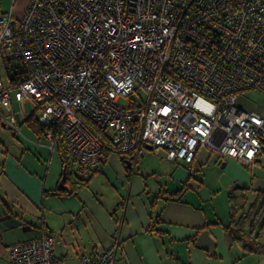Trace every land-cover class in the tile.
I'll use <instances>...</instances> for the list:
<instances>
[{"label":"built area","instance_id":"obj_1","mask_svg":"<svg viewBox=\"0 0 264 264\" xmlns=\"http://www.w3.org/2000/svg\"><path fill=\"white\" fill-rule=\"evenodd\" d=\"M0 58V120L19 133L13 102L22 117L30 102L78 176L101 168L106 146L152 145L189 170L201 147L250 169L264 155V114L240 105L264 93V0H29L20 17L0 13ZM61 243L22 241L12 262L64 264ZM118 248L75 264H115Z\"/></svg>","mask_w":264,"mask_h":264},{"label":"crops","instance_id":"obj_2","mask_svg":"<svg viewBox=\"0 0 264 264\" xmlns=\"http://www.w3.org/2000/svg\"><path fill=\"white\" fill-rule=\"evenodd\" d=\"M28 4L0 0V13L17 18ZM258 94L242 98H264ZM243 108L264 114V103ZM34 113L25 107L22 117V108L13 105L19 133L0 120V264H13V245L49 233L62 239L54 252L64 264L98 256L118 242L115 264H264V251L247 250L226 230L230 193L241 199L236 187L249 188L248 208L256 190H264V155L250 169L201 147L189 170L147 145L138 155L112 152L81 191L45 195L59 187L64 165L59 148L51 149L29 126Z\"/></svg>","mask_w":264,"mask_h":264},{"label":"trees","instance_id":"obj_3","mask_svg":"<svg viewBox=\"0 0 264 264\" xmlns=\"http://www.w3.org/2000/svg\"><path fill=\"white\" fill-rule=\"evenodd\" d=\"M29 126L34 129L38 134H44L48 127L41 124L38 116L34 113L28 119ZM94 129L105 134L104 131L94 127ZM56 135L60 142V131H56ZM105 137V136H104ZM105 139H107L105 137ZM108 145V144H107ZM59 152L61 154L63 165L66 174L65 187H58L52 192L45 191L46 194H72L76 190H80L87 186L90 177L84 178L78 176L76 173L70 170L67 156L62 145L59 146ZM112 151L106 146L104 149L103 161L106 163L108 156ZM68 186V187H67ZM64 189V190H62ZM68 189V190H67ZM241 189L244 196L240 199L235 192H231L229 195L231 205V223L226 227V230L232 235V238L236 242H240L249 251H264V190H258L257 197L252 200L251 204L247 207L250 202L249 188L247 187H236V190ZM69 192V193H68Z\"/></svg>","mask_w":264,"mask_h":264},{"label":"rangeland","instance_id":"obj_4","mask_svg":"<svg viewBox=\"0 0 264 264\" xmlns=\"http://www.w3.org/2000/svg\"><path fill=\"white\" fill-rule=\"evenodd\" d=\"M0 72L2 73V75L6 78V77H8V75H7V73H8V70H7V68H6V65H5V62H4V60L2 59V58H0ZM250 93H256V95L258 94V93H260V94H262L263 96H264V93H262V92H256V91H252V92H250ZM142 95H143V97H145L146 96V92L145 91H143L142 92ZM256 95H252L251 97H249V98H242L241 100H240V105L242 106V107H252V105H255V106H258V105H260V104H262V103H264V98L263 97H260V96H256ZM259 95V94H258ZM120 102L122 103V104H127L128 103V101L126 100V99H124V98H121L120 99ZM13 105H14V107H16L17 109H20V107H21V104L20 103H18L17 101H15L14 100V102H13ZM25 107H26V110L28 111V112H32V108H33V106H32V104L30 103V102H26L25 103ZM17 111V110H16ZM1 122V121H0ZM3 123V122H2ZM1 127V126H0ZM3 127V126H2ZM12 129V128H11ZM8 131H10L11 132V130L8 128Z\"/></svg>","mask_w":264,"mask_h":264},{"label":"bare ground","instance_id":"obj_5","mask_svg":"<svg viewBox=\"0 0 264 264\" xmlns=\"http://www.w3.org/2000/svg\"><path fill=\"white\" fill-rule=\"evenodd\" d=\"M263 144H264V142H263ZM145 149H146V148H145ZM148 150H149V149H148ZM148 150H147V151H148ZM263 150H264V149H263ZM54 151H55V150H54ZM142 151H143V150H142ZM142 151H141V152H142ZM58 152H59V151H58ZM141 152H140V153H141ZM143 152H144V151H143ZM210 153H211V152H210ZM58 154H59V153H58ZM143 154H144V153H143ZM217 156H218V155H217ZM261 156H263V155H261ZM121 157H122V156H121ZM60 158H61V157H60ZM129 158H130V157H129ZM129 158H128V159H129ZM131 158H132V157H131ZM133 158H135V155H134ZM133 158H132V161H133ZM137 158H138V157H137ZM207 158H208V157H207ZM139 159L141 160L140 157H139ZM167 159H168V158H167ZM220 159H221V158H220ZM262 159H263V157H262ZM108 160H109V159H108ZM140 160H139V161H140ZM237 160H238V159H237ZM257 160H258V159H257ZM127 161H128V160H127ZM174 161H175V160H174ZM176 161H177V160H176ZM260 161H261V160H260ZM133 162H134V161H133ZM180 162H181V161H180ZM182 162H183V161H182ZM257 162H258V161H257ZM125 163H126V162H125ZM136 163H138V161H136ZM217 163H218V162H217ZM225 163H226V162H225ZM240 163H241V162H240ZM128 164H129V163H128ZM220 164H221V163H220ZM106 165H107V164H106ZM132 165H133V164H132ZM139 165H140V164H139ZM243 165H244V164H243ZM127 166H128V165H127ZM218 166H219V165H218ZM218 166H217V167H218ZM244 166H245V165H244ZM101 167H102V166H101ZM103 167H104V165H103ZM246 167H247V166H246ZM100 170H102V169H100ZM136 170L139 171V168L136 169ZM254 170H255V169H254ZM130 171H132V169H131ZM64 172H65V169H64ZM96 173H97V172H96ZM65 175H66V174H65ZM63 176H64V175H63ZM92 176H93V175H92ZM250 176H251V175H250ZM61 177H62V175H61ZM66 177H67V176H66ZM90 178H91V177H90ZM90 178H89V179H90ZM58 182H59V181H58ZM89 182H90V181H89ZM242 182H243V181H242ZM90 183H91V182H90ZM89 185H91V184H89ZM235 185H237V184H235ZM246 186H247V185H246ZM67 187H68V186H67ZM231 188H232V187H231ZM54 189H55V188H54ZM54 189H53V190H54ZM84 189H85V188H84ZM146 189H147V188H146ZM48 190H49V189H48ZM62 190H64V189H62ZM67 190H68V189H67ZM50 191H51V190H50ZM80 191H81V190H80ZM146 191H147V190H146ZM228 191H229V190H228ZM256 191H257V190H256ZM226 192H227V191H226ZM68 193H69V192H68ZM79 193H80V192H79ZM177 193H178V192H177ZM69 194H70V193H69ZM69 194H68V195H69ZM168 194H169V193H168ZM172 194H173V193H172ZM65 195H66V194H65ZM77 195H78V194H77ZM226 197H227V196H226ZM226 199H227V198H226ZM220 205H221V204H220ZM212 206H213V205H212ZM220 207H221V206H220ZM227 207H228V205H227ZM215 209H216V205H215ZM221 210H222V209H221ZM151 211H152V210H151ZM229 212H230V211H229ZM228 214H229V213H228ZM218 220H219V219H218ZM220 220H221V219H220ZM220 222H221V221H220ZM47 223H48V222H47ZM221 223H222V222H221ZM43 225H44V223H43ZM47 225H48V224H47ZM49 225H50V224H49ZM49 225H48V226H49ZM45 227H47V226H45ZM47 228H48V227H47ZM43 232H44V231H43ZM38 238H39V237H38ZM118 243H119V242H118ZM119 244H120V243H119ZM58 257H59V256H58ZM116 260H117V259H116ZM61 261H62V260H61ZM116 262H117V261H116Z\"/></svg>","mask_w":264,"mask_h":264},{"label":"water","instance_id":"obj_6","mask_svg":"<svg viewBox=\"0 0 264 264\" xmlns=\"http://www.w3.org/2000/svg\"><path fill=\"white\" fill-rule=\"evenodd\" d=\"M148 147L151 148V149L155 148V147L152 146V145H149ZM65 181H66V175H64V176L62 177V179H61V182H60V184H59V187H60V188H63V187L66 186V185H65Z\"/></svg>","mask_w":264,"mask_h":264}]
</instances>
